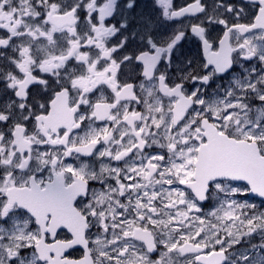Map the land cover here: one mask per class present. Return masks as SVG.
Returning <instances> with one entry per match:
<instances>
[{"label": "snow or ice", "instance_id": "1", "mask_svg": "<svg viewBox=\"0 0 264 264\" xmlns=\"http://www.w3.org/2000/svg\"><path fill=\"white\" fill-rule=\"evenodd\" d=\"M250 195L264 0H0V264H264Z\"/></svg>", "mask_w": 264, "mask_h": 264}, {"label": "flooded vegetation", "instance_id": "2", "mask_svg": "<svg viewBox=\"0 0 264 264\" xmlns=\"http://www.w3.org/2000/svg\"><path fill=\"white\" fill-rule=\"evenodd\" d=\"M174 2L176 5H180L181 3H183V0H174ZM208 2L211 3V0H208ZM225 2L235 5L237 9L241 7L248 8V5H249V0H225ZM136 11H145V12L152 11V0H136ZM229 19H231V17H229ZM241 22H246V21L242 20ZM220 30H221V26L213 25L209 28V33L210 35L215 36L217 35L218 32H220ZM175 58L177 60H183L186 58L202 59L203 56H202V51L200 48V42L196 40L195 38H191V37L184 39L178 47L177 53L175 54ZM237 71H239L238 66L234 67L231 70V72L225 73L220 78L214 81H211L210 86L207 90L210 92L212 89H214L217 86V84L226 85L228 80L231 79L232 73L237 72ZM185 87L189 91H191L193 90L194 85L192 83H187ZM35 91L36 89H33V92ZM69 162L74 163V161H71V160ZM247 199L257 204L258 207H261L262 209H264V200H262L261 198L255 197L254 195H250L247 197ZM213 207H214V204L211 200L203 203L204 212L210 211ZM244 246L245 245L242 244V245H238L236 248L239 249ZM79 254H80L79 249H77L76 251L72 253V255L74 256H78Z\"/></svg>", "mask_w": 264, "mask_h": 264}, {"label": "rangeland", "instance_id": "3", "mask_svg": "<svg viewBox=\"0 0 264 264\" xmlns=\"http://www.w3.org/2000/svg\"><path fill=\"white\" fill-rule=\"evenodd\" d=\"M259 241V237H255L254 239H253V241H252V243H259L258 242ZM238 246V245H237ZM236 246V247H237ZM247 245H245L244 247H246Z\"/></svg>", "mask_w": 264, "mask_h": 264}]
</instances>
